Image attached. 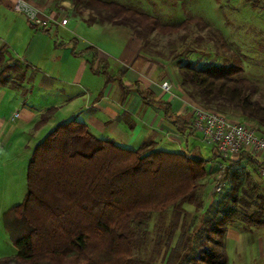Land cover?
<instances>
[{"label":"trees","instance_id":"trees-1","mask_svg":"<svg viewBox=\"0 0 264 264\" xmlns=\"http://www.w3.org/2000/svg\"><path fill=\"white\" fill-rule=\"evenodd\" d=\"M74 2L77 13L83 15L81 7L90 10L84 18L88 23L129 27L142 38L144 51L149 54L146 47L154 33L172 35L181 28L162 25L158 19L117 0ZM193 20L208 28L217 43L224 42L221 34L201 18L189 22ZM5 53V48H0V85L6 73L17 66L16 62L4 63ZM179 73L180 84L194 104L224 114L237 111L264 128V102L254 97L258 83L242 75L239 58L231 64L204 68L186 62L179 66ZM144 97L149 99L148 94ZM54 110L43 113L36 128L46 124ZM247 157L252 160V155L243 150L239 159L230 161L223 178L226 186L218 191L197 232L199 249L203 245L206 248L202 256L205 264H225L226 253L219 248L222 241L216 237L243 214L240 205L245 210L250 206L239 196L240 191L247 197L249 193L242 187L246 173L241 162ZM211 160L197 153L151 148L149 144L129 148L97 137L85 122H61L33 148L23 201L3 214L4 228L17 252L13 257L1 258L0 264H138L136 251L141 243L136 235L147 232L154 213L174 207L181 217L184 203L202 206L197 192L213 173L208 166ZM247 185H253L251 177ZM259 197L264 199L263 195ZM252 204L257 209L244 216H248L247 224L264 225V204ZM183 227L187 231L185 222ZM208 239L218 247L205 245Z\"/></svg>","mask_w":264,"mask_h":264},{"label":"crops","instance_id":"crops-1","mask_svg":"<svg viewBox=\"0 0 264 264\" xmlns=\"http://www.w3.org/2000/svg\"><path fill=\"white\" fill-rule=\"evenodd\" d=\"M16 1L0 0V48L6 50L4 63L16 62L14 69L18 70L6 74L0 85L2 167H8L5 160L13 149L28 163L33 148L46 136L41 135L42 130L54 118L58 119L55 126L73 119L85 122L97 137L133 149L149 144L155 149L197 153L212 159L208 166L213 172L216 166L229 162L222 161L212 146H203L201 133L191 128L194 103L180 78L170 76L169 63L146 53L142 38L130 28L88 23L84 18L90 10L81 7L83 15L77 13L74 0H25L38 10L37 21L16 10ZM66 17L67 23L62 24ZM106 34L111 36L107 37L110 43L121 45L116 49L101 45L100 38ZM166 82L170 91L162 88ZM36 90L45 93L41 104ZM51 108L55 110L48 122L36 128L41 115ZM17 112L19 116H15ZM245 152L252 155V160L247 157L241 162L246 170L245 183L251 177L254 189L264 196V177L260 174L264 152ZM211 175L200 188L202 206L183 205L182 217L189 214L195 218L189 227L193 233L199 231L218 196L216 184L209 181ZM219 177L215 174L214 178L219 182ZM216 238L222 241L219 248L226 253L225 264H264V225H249L239 216ZM206 241L205 245L218 247L213 240Z\"/></svg>","mask_w":264,"mask_h":264},{"label":"rangeland","instance_id":"rangeland-1","mask_svg":"<svg viewBox=\"0 0 264 264\" xmlns=\"http://www.w3.org/2000/svg\"><path fill=\"white\" fill-rule=\"evenodd\" d=\"M117 1L151 18L158 19L162 25L181 27L172 35L154 33L152 42L146 47L152 56L162 59L166 64L169 63L170 76L180 78L179 66L186 62H190L196 68H204L212 64H231L235 58H239L243 67L242 75L258 83V92L254 97L264 102V0ZM195 17L201 18L219 32L224 42L217 43L211 38L210 30L200 26L198 21L189 22ZM86 34L84 33V36L91 38L90 34ZM183 35H185L184 39ZM52 36H55V31ZM107 37L111 36L106 34L100 38L101 45L104 47L113 45V48L116 49V46L121 45L119 42L110 43L111 38ZM156 51H160V54ZM14 68L16 66L12 67L6 74L12 70L17 72L18 70L16 71ZM35 94L39 98V104L44 102V92L36 90ZM225 115L243 121L255 129L260 128L258 131L264 135V128L258 122L245 119L237 111L225 113ZM55 119L57 118H54V121L42 130L41 135L43 137L55 127ZM203 143V146L209 147L208 144ZM205 149L207 148H204V155L207 154ZM16 152L13 149L9 159L5 160V163L8 164L6 168L2 167L1 164L4 161L0 157V254L2 257H13L17 252L15 245L5 231L2 214L12 206L22 202L27 191L26 172L28 163L22 158V155L17 156ZM222 161L226 162L227 159ZM223 165L225 164L215 167L209 178L212 185L217 184L218 181L214 177L215 174H221ZM5 172L6 176L4 175ZM244 179L242 187L248 189V197L241 191L239 196L250 203L247 210L240 205V211H243L240 216L246 221L248 216H244L252 214L257 209V206L252 203L255 202V204L262 206L264 199L260 198L261 194L254 189L253 185H247ZM4 183L5 185H3ZM200 191L199 189L197 195L204 200ZM217 193L220 192L217 191ZM182 215L180 217L179 213L176 214L174 207L154 213L147 232L136 235V240L139 244L141 243V247L136 251L138 264H179L181 257L186 254V259L182 264L205 263L202 256L205 251L203 249L206 248L203 245L201 247L203 249H199L197 232L193 233L191 228L188 229L195 218L189 214H186V218ZM184 222L187 224V231L182 226ZM175 225L177 226L174 229ZM188 248L191 251L186 253Z\"/></svg>","mask_w":264,"mask_h":264},{"label":"built area","instance_id":"built-area-1","mask_svg":"<svg viewBox=\"0 0 264 264\" xmlns=\"http://www.w3.org/2000/svg\"><path fill=\"white\" fill-rule=\"evenodd\" d=\"M15 8L18 11L28 13L32 19H38V10L32 7L25 0H17ZM68 18H63L61 23L66 24ZM162 88L165 91L171 90L169 83H163ZM19 116V112L15 114ZM191 126L194 132L202 135L203 141L212 146L216 155L222 159H228L230 162L234 156L240 154L241 151H251L254 153L264 152V135L260 134L253 126L235 120L227 115L200 105L193 104ZM223 165L219 182L215 186V190L220 191L225 185L223 175L226 167L230 163ZM260 174L264 177V167L261 168Z\"/></svg>","mask_w":264,"mask_h":264}]
</instances>
